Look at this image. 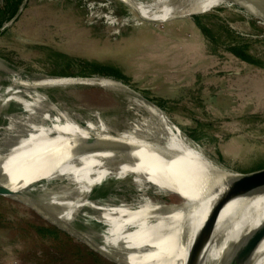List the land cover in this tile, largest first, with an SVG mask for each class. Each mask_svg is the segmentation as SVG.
I'll return each mask as SVG.
<instances>
[{"label":"rangeland","instance_id":"1","mask_svg":"<svg viewBox=\"0 0 264 264\" xmlns=\"http://www.w3.org/2000/svg\"><path fill=\"white\" fill-rule=\"evenodd\" d=\"M154 3L24 0L0 37V58L7 63L6 70L0 69V152H10L33 126L51 125L43 119L39 96L80 127L104 126L118 134L135 129L142 119L154 120L140 101L155 105L156 100L163 104L169 124L217 167L229 172L264 167V65H250L228 53V33L213 28L224 25L247 39L264 63V23L225 4L189 18H161ZM198 17L214 29L217 43L205 38ZM60 55L117 68L128 81L120 86L136 95L117 92L113 86L107 90L84 84L45 85L59 78L54 73L84 70L80 64L64 69ZM74 187L67 178L40 183L30 192L38 200L35 209L0 198V264H114L91 255L75 238L62 236L63 243L37 233L38 227H55L45 216L61 214L63 207L56 201ZM89 199L88 206L97 209L79 208L70 219L82 234L106 233L109 227L100 218L105 208L180 202L141 188L131 175H110Z\"/></svg>","mask_w":264,"mask_h":264},{"label":"bare ground","instance_id":"2","mask_svg":"<svg viewBox=\"0 0 264 264\" xmlns=\"http://www.w3.org/2000/svg\"><path fill=\"white\" fill-rule=\"evenodd\" d=\"M241 2L263 22L264 0ZM223 4L228 5L223 0H155L153 6L161 9V18H189ZM168 5L199 13L175 11ZM0 69L6 67L0 64ZM59 78L47 80L45 85L84 84L107 90L113 86L117 92L135 94L120 82L114 85L113 80ZM39 101L45 109L43 119L51 125L33 126L10 152H0V184L14 192L30 194L42 182L62 178L73 181L74 189L56 201L63 212L45 217L70 227L71 216L88 206L95 187L110 175H131L141 188L154 190L155 186L154 191L161 195L176 193L180 202L105 208L100 218L109 227L106 233L83 235L113 260L119 264H184L188 258L190 264H219L236 256H249L240 264H264V234L257 233L264 231V175L261 183L228 194H223L226 187L220 186L200 207L205 193L201 186L232 174L204 157L197 146L169 124L166 114L156 105L141 100L154 120L142 119L135 129L118 134L92 125L80 127L42 96ZM194 205V216L189 215ZM189 224L192 226L184 243Z\"/></svg>","mask_w":264,"mask_h":264},{"label":"trees","instance_id":"3","mask_svg":"<svg viewBox=\"0 0 264 264\" xmlns=\"http://www.w3.org/2000/svg\"><path fill=\"white\" fill-rule=\"evenodd\" d=\"M24 0H0V37L5 34L4 28L5 25L11 22L16 15L18 14V11L22 5ZM199 18V17H198ZM202 18H199V28L202 31L205 38L210 41L211 43H217L219 41V38L215 36L213 33V28L218 27L219 30L223 31L224 33H228L229 38L227 41V44H224L225 50L237 57L238 59L242 60L243 62L262 67L264 63L259 61L258 56L255 54L253 50V46L251 43L247 40L242 38L241 36L237 35L236 33L232 32L231 30L227 29L224 25H215L213 28L208 27L207 25H204L202 23ZM58 57V56H57ZM62 58L63 65L65 66L64 69H71L73 65L80 64L81 67L84 69L83 71H80L79 73H73V72H65L62 71L61 73H54L53 76L57 77H64V78H71V77H83V78H92V77H99V78H107L112 79L115 81L122 82L126 85H128V81L126 78L119 75L116 71L117 68H113L109 65H104L102 63L98 62H87L80 59H72L66 56H59ZM88 69L90 71H88ZM156 106H158L161 110H164L163 104L159 101L152 100ZM195 140H200V138H196ZM37 233L43 237V238H54L59 241H64L61 239L63 236L67 240L72 239L70 236L62 232L56 227H51L48 225L38 227ZM64 243V242H63ZM90 254L93 256H96L98 258H101L97 254L90 251Z\"/></svg>","mask_w":264,"mask_h":264},{"label":"water","instance_id":"4","mask_svg":"<svg viewBox=\"0 0 264 264\" xmlns=\"http://www.w3.org/2000/svg\"><path fill=\"white\" fill-rule=\"evenodd\" d=\"M223 1L226 2L228 5H234L240 9L244 10L248 14H250L248 9L242 4L241 0H223ZM263 22H264V18H263ZM0 64L4 65L6 67L7 63L2 58H0ZM113 81H115V80H113ZM156 107H158V106H156ZM98 129L99 130L104 129L105 132H108V130L104 126H102L101 128H98ZM94 133L95 132H93V134ZM230 174H232V176L228 177L226 175H224V176L222 175V176H219L213 180L205 182L201 186V188L205 191V193L203 194V196L200 199L201 200L199 202V203H201L200 207L204 206L208 196L210 194H212L213 192H215L217 189H219L220 186H225L226 190L224 191L223 194H226V193L228 194L229 192H231L233 190L245 188L248 185H251L252 183H261L259 180H260L261 176L264 175V167H260V168H257L255 170L248 171V172H231ZM206 186L208 187L207 188L208 190L206 189ZM152 188L155 191L157 190V188L155 186H152ZM165 194L178 197L177 194L173 193V192H166ZM0 198H8V199H12V200H17L19 202L24 203L28 207L33 208V209H35L37 206L36 200L30 194H25V193H21V192L20 193L14 192L3 184H0ZM196 208L194 205L193 208L191 209V211L189 212V215H190V213L192 214ZM51 223L56 228H58L59 230L64 232L65 234L69 235L72 238L79 240L83 246H85L88 250L97 254L101 258H103L109 262H112L114 264H119L118 262L113 260L110 257V255H108L107 253L102 251L99 247L95 246L90 241H88L82 233H80L79 231L74 229L71 225H70V227H65V226L55 224L54 222H51ZM191 226H192V224H189L187 226L188 227L187 232L184 233V239H183L184 243L187 242ZM257 233L258 234H264V231L263 232L259 231ZM248 259H249V256H245V257H237L236 256L235 258L230 259L229 261H224V262L222 261L219 264H240V263L245 262ZM180 264H183V262H181ZM184 264H190L188 258L186 259Z\"/></svg>","mask_w":264,"mask_h":264}]
</instances>
